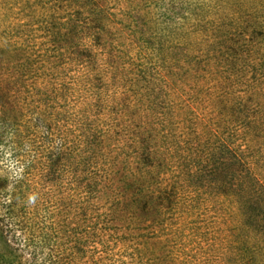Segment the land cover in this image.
Masks as SVG:
<instances>
[{
  "label": "trees",
  "instance_id": "16d2710c",
  "mask_svg": "<svg viewBox=\"0 0 264 264\" xmlns=\"http://www.w3.org/2000/svg\"><path fill=\"white\" fill-rule=\"evenodd\" d=\"M0 127L28 264H264V0H0Z\"/></svg>",
  "mask_w": 264,
  "mask_h": 264
},
{
  "label": "rangeland",
  "instance_id": "374dc122",
  "mask_svg": "<svg viewBox=\"0 0 264 264\" xmlns=\"http://www.w3.org/2000/svg\"><path fill=\"white\" fill-rule=\"evenodd\" d=\"M3 128L0 127V218L4 216V207H5V191L10 189L11 176L13 175L15 167L13 163L9 160V153L5 147V136L2 134ZM37 208H50L52 211V216L55 220L57 214V208L61 204H30ZM55 205L56 208L53 206ZM59 205V206H58ZM3 224V223H1ZM4 228V227H3ZM0 233V264H28V254L25 253L26 250H19L18 245L16 244L10 232H6L5 229H2ZM6 262V263H5Z\"/></svg>",
  "mask_w": 264,
  "mask_h": 264
}]
</instances>
